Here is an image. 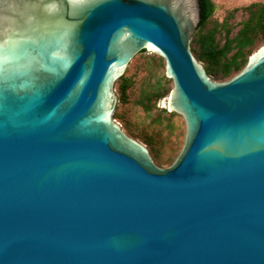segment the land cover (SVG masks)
<instances>
[{"label":"water","instance_id":"obj_1","mask_svg":"<svg viewBox=\"0 0 264 264\" xmlns=\"http://www.w3.org/2000/svg\"><path fill=\"white\" fill-rule=\"evenodd\" d=\"M200 21L199 0H0V264H264V46L215 80ZM143 50L178 122L154 158L116 112Z\"/></svg>","mask_w":264,"mask_h":264},{"label":"rangeland","instance_id":"obj_2","mask_svg":"<svg viewBox=\"0 0 264 264\" xmlns=\"http://www.w3.org/2000/svg\"><path fill=\"white\" fill-rule=\"evenodd\" d=\"M214 13L208 24L202 30L203 34L215 31L216 47L225 44V31L223 23L228 22L232 29L231 36H235L242 23L248 18L246 8L255 3H264V0H212ZM194 55L204 66L208 65L205 57L201 56V48L197 43L191 42ZM264 41L257 37L253 52H257ZM234 49L228 52V56ZM238 71L229 76L210 74L215 80H227ZM123 78L127 79L128 88L123 97L120 90L121 80L116 82V92L119 98L116 112L127 133L145 143L151 150L152 156L157 157L172 152L178 138V122L164 110L166 78L159 54L141 51L130 62Z\"/></svg>","mask_w":264,"mask_h":264},{"label":"trees","instance_id":"obj_3","mask_svg":"<svg viewBox=\"0 0 264 264\" xmlns=\"http://www.w3.org/2000/svg\"><path fill=\"white\" fill-rule=\"evenodd\" d=\"M201 6V21L192 37V42L201 48V56L208 61L206 66L209 74H222L229 76L233 71H239L248 61L249 55L253 52L257 37L264 41V3H255L246 8L248 18L242 23L241 28L235 36H231L232 29L228 27V22L223 23L225 31V44L217 48L215 42V31L203 34L202 30L208 24L214 13V3L212 0H199ZM216 45V46H215ZM234 49V53L228 56V52ZM194 50V49H193ZM146 51V50H143ZM121 94L124 97L128 88L126 78L121 76L118 81ZM171 114H176L171 112Z\"/></svg>","mask_w":264,"mask_h":264}]
</instances>
